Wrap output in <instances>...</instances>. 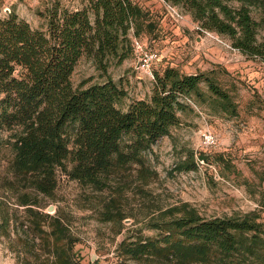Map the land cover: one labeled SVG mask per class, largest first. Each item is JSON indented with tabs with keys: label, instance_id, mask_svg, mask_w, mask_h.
Instances as JSON below:
<instances>
[{
	"label": "trees",
	"instance_id": "obj_1",
	"mask_svg": "<svg viewBox=\"0 0 264 264\" xmlns=\"http://www.w3.org/2000/svg\"><path fill=\"white\" fill-rule=\"evenodd\" d=\"M171 1L189 10L202 28L228 36L244 53L264 57V40L257 38L264 0H237L238 6L225 0ZM253 7L260 12L259 21L251 14ZM43 16L40 27H31L14 11L0 16V134L7 132L14 165L31 173L40 191L51 192L59 172L103 191L111 169L145 163L156 140L167 135L179 123V112L190 106L185 98L193 97L215 113H237L233 95L212 70L186 73L170 65L155 72L148 98L122 107L126 92L109 75L110 60L118 64L135 52L133 37L153 26L134 0H86L74 9L55 1ZM83 55L106 76L102 81L73 84L72 72ZM4 142L0 135V147ZM193 167V152L177 165ZM117 207L110 197L102 214L121 222L125 215L119 216ZM166 212L152 222L159 237L123 244L130 256L153 253L169 260L186 255L188 248L210 264H264V221L257 210L209 217L182 207ZM62 227L59 230L66 231ZM67 237L73 253L76 241ZM53 264L74 263L68 253Z\"/></svg>",
	"mask_w": 264,
	"mask_h": 264
},
{
	"label": "rangeland",
	"instance_id": "obj_2",
	"mask_svg": "<svg viewBox=\"0 0 264 264\" xmlns=\"http://www.w3.org/2000/svg\"><path fill=\"white\" fill-rule=\"evenodd\" d=\"M55 1L74 9L86 0H0V16L14 11L31 27H40L45 7ZM134 1L153 23L136 37L158 54L154 75L167 65L186 73L212 70L233 95L237 113H215L193 97L185 98L190 106L179 112V123L156 140L145 163L117 165L109 171L103 191L81 186L62 172L51 192L40 191L33 175L14 165L7 132L2 131L0 264H53L68 253L74 264H210L188 248L186 255L159 260L153 253L132 257L124 245L159 237L152 222L169 209H194L205 217L257 210L264 221V57L244 53L228 36L202 28L178 3L169 0L181 17L171 15L163 0ZM225 1L239 5L237 0ZM251 14L260 20L258 9L253 7ZM257 38L264 40V22L258 25ZM114 61L107 71L126 92L122 107L148 98L155 76L136 68V52L131 50L121 63ZM105 77L87 55L79 58L71 75L74 85ZM203 131L212 133V142L204 141ZM190 152L195 167L177 168ZM201 154L206 159H200ZM110 197L119 216L125 215L121 222L102 214ZM60 225L68 231H60ZM65 233L76 241L73 253Z\"/></svg>",
	"mask_w": 264,
	"mask_h": 264
},
{
	"label": "built area",
	"instance_id": "obj_3",
	"mask_svg": "<svg viewBox=\"0 0 264 264\" xmlns=\"http://www.w3.org/2000/svg\"><path fill=\"white\" fill-rule=\"evenodd\" d=\"M166 5L171 15H173L174 17H181L175 6L171 5L170 3H167ZM133 45L137 55L136 68L154 79L153 64L158 59L157 52L144 45V43H142L136 36L133 37ZM202 135L206 143L213 141V136L210 131H203Z\"/></svg>",
	"mask_w": 264,
	"mask_h": 264
},
{
	"label": "water",
	"instance_id": "obj_4",
	"mask_svg": "<svg viewBox=\"0 0 264 264\" xmlns=\"http://www.w3.org/2000/svg\"><path fill=\"white\" fill-rule=\"evenodd\" d=\"M52 206H50L49 208H51Z\"/></svg>",
	"mask_w": 264,
	"mask_h": 264
}]
</instances>
